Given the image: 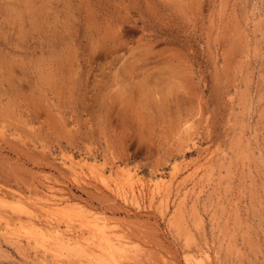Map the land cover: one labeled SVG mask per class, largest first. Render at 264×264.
<instances>
[{"label": "rangeland", "instance_id": "rangeland-1", "mask_svg": "<svg viewBox=\"0 0 264 264\" xmlns=\"http://www.w3.org/2000/svg\"><path fill=\"white\" fill-rule=\"evenodd\" d=\"M0 264H264V0H0Z\"/></svg>", "mask_w": 264, "mask_h": 264}, {"label": "bare ground", "instance_id": "bare-ground-1", "mask_svg": "<svg viewBox=\"0 0 264 264\" xmlns=\"http://www.w3.org/2000/svg\"><path fill=\"white\" fill-rule=\"evenodd\" d=\"M23 209H25V207H24ZM4 219H5V218H4ZM170 221H171V220H170ZM33 227H34V226H33ZM89 228H90V227H89ZM32 229H33V228H32ZM98 229H99V228H98ZM101 229H102V228H101ZM101 229H100V230H101ZM33 230H35V229H33ZM103 230H104V229H103ZM30 231H32V230H30ZM30 231L27 232V233H30ZM39 232H40V231H39ZM39 232H38V233H39ZM96 232H97V231H96ZM102 233H103V231H102ZM100 235H101V234H100ZM100 235H99V236H100ZM35 236H39V235H35ZM102 237H103V235H102ZM37 238H38V237H37ZM103 238H104V237H103ZM106 239L108 240L107 237H106ZM115 243H116V242H115ZM116 244H117V243H116ZM63 245H64V244H63ZM65 245H66V244H65ZM117 245H118V244H117ZM114 246H115V245H114ZM118 246H119V245H118ZM66 248H67V247H66ZM82 248H83V247H82ZM107 250H108V249H107ZM68 251H70V250H68Z\"/></svg>", "mask_w": 264, "mask_h": 264}]
</instances>
